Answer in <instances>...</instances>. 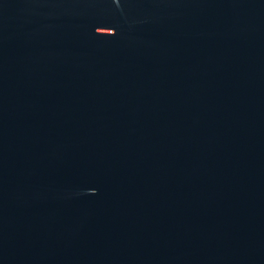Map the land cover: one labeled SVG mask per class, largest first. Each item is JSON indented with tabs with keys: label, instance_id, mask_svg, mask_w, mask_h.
I'll use <instances>...</instances> for the list:
<instances>
[{
	"label": "water",
	"instance_id": "water-1",
	"mask_svg": "<svg viewBox=\"0 0 264 264\" xmlns=\"http://www.w3.org/2000/svg\"><path fill=\"white\" fill-rule=\"evenodd\" d=\"M0 264H264V0H0Z\"/></svg>",
	"mask_w": 264,
	"mask_h": 264
}]
</instances>
